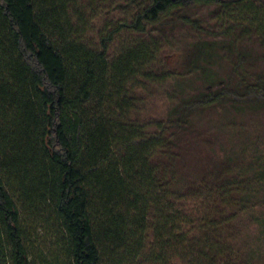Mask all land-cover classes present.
<instances>
[{
    "label": "trees",
    "instance_id": "obj_1",
    "mask_svg": "<svg viewBox=\"0 0 264 264\" xmlns=\"http://www.w3.org/2000/svg\"><path fill=\"white\" fill-rule=\"evenodd\" d=\"M126 1L134 10L92 45L78 0H0V264H254L258 243L237 240L244 225L264 232V158L247 176L224 163L177 189L168 132L216 104L264 106V74L192 96L148 132L125 117L130 90L157 76L154 49L109 59L108 43L163 22L194 26L193 8L217 6L264 44V5ZM209 45L195 46L205 61ZM38 222L54 235L48 253L30 239Z\"/></svg>",
    "mask_w": 264,
    "mask_h": 264
},
{
    "label": "rangeland",
    "instance_id": "obj_2",
    "mask_svg": "<svg viewBox=\"0 0 264 264\" xmlns=\"http://www.w3.org/2000/svg\"><path fill=\"white\" fill-rule=\"evenodd\" d=\"M252 1L257 9L264 5V0ZM125 2L78 0L83 13L84 41L97 44L118 20L127 19L134 7ZM220 12L217 6L196 7L190 11L194 26L175 20L163 22L148 27L145 34L123 30L108 43L109 59L141 42L149 44L155 52L152 71L157 76L143 80L130 90L132 109L126 121L152 132L158 122L168 119L171 109L178 103L216 90L231 80L264 74V44L260 41L263 39L254 29L245 35L249 32L241 31L245 24L236 13L226 20ZM205 43H210L208 61L195 52L196 45ZM241 59L243 67L236 71ZM179 128L168 132L175 146L170 154L177 189L190 182H199L206 171L224 163L239 166L247 176L252 173L251 161L259 156L264 158V106L216 104L194 111L184 129ZM166 157H160L163 165L168 163ZM27 228L36 248L46 253L56 249L54 235L44 223ZM237 241L246 251L258 243L250 252L254 264H264V232L261 233L255 224L244 225Z\"/></svg>",
    "mask_w": 264,
    "mask_h": 264
}]
</instances>
